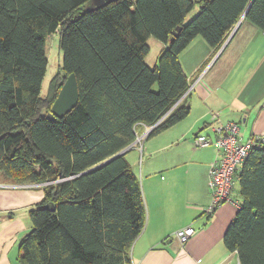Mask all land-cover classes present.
Masks as SVG:
<instances>
[{"label": "trees", "instance_id": "trees-1", "mask_svg": "<svg viewBox=\"0 0 264 264\" xmlns=\"http://www.w3.org/2000/svg\"><path fill=\"white\" fill-rule=\"evenodd\" d=\"M92 1L0 0V176L44 191L19 264H134L146 206L127 152L117 154L147 129L153 136L188 116L191 81L180 53L196 37L217 50L243 15L232 37L244 22L264 31V0ZM55 32L63 64L43 94ZM152 36L165 47L150 66ZM72 73L77 105L48 118ZM237 175L241 204L224 242L241 264H264V142Z\"/></svg>", "mask_w": 264, "mask_h": 264}, {"label": "crops", "instance_id": "crops-1", "mask_svg": "<svg viewBox=\"0 0 264 264\" xmlns=\"http://www.w3.org/2000/svg\"><path fill=\"white\" fill-rule=\"evenodd\" d=\"M247 25V35L226 58H221L226 53L223 45L209 50L199 36L180 53L192 86L186 97L190 113L126 151L146 206L144 229L131 249L134 264H241L238 252L224 242L240 205L227 201L211 214L206 208L211 203L210 165L220 156L211 125L234 121L243 141L264 138V53L260 58H240L249 48L248 39L252 42L264 31ZM203 48L211 55L201 58ZM218 51L219 58H213ZM213 113L218 114L216 121ZM202 134L212 143L196 147L194 138ZM12 185L0 180V264L18 263L19 243L33 226L30 211L29 221L14 212L34 203L36 184ZM231 197L241 204L237 174ZM189 226L195 232L182 244L176 233Z\"/></svg>", "mask_w": 264, "mask_h": 264}, {"label": "built area", "instance_id": "built-area-1", "mask_svg": "<svg viewBox=\"0 0 264 264\" xmlns=\"http://www.w3.org/2000/svg\"><path fill=\"white\" fill-rule=\"evenodd\" d=\"M192 87V86H191ZM218 114H212V120L216 121ZM217 138L215 143L218 146L220 156L210 165V190L211 203L206 208L208 213H214L216 209L227 201H233L238 206V201H234L231 197V192L235 184V176L238 169L245 162L254 147H260L263 142V137H252L243 141L239 135V125L237 122L228 121L225 123H216L211 125ZM150 132V128L138 136L136 143H142ZM196 147L210 145L212 140L207 135H197L194 138ZM195 230L189 226L178 230L176 235L184 244Z\"/></svg>", "mask_w": 264, "mask_h": 264}, {"label": "rangeland", "instance_id": "rangeland-1", "mask_svg": "<svg viewBox=\"0 0 264 264\" xmlns=\"http://www.w3.org/2000/svg\"><path fill=\"white\" fill-rule=\"evenodd\" d=\"M91 5H96V1L93 0ZM87 7L88 6L86 5L85 9H87ZM198 11H199V8H198V6H196L188 14V16L186 18V22L190 21L197 14ZM247 24H250V23L244 22V24L242 25L240 30L236 33V35L234 37L230 38L227 42L225 41L223 46L225 45L224 49L226 48L225 49L226 53L222 54L221 58H226L228 56V54L231 52V50L235 49V47L241 41V39L244 38L245 35H247V34H245L246 33L245 31L248 28ZM258 32H262V31H258ZM249 34L251 36H253L252 31H250ZM199 38H202L206 42L209 50L213 51L215 49L202 36H199ZM148 44L150 46V51L146 57V62L148 65L153 66L156 62V59H157L159 53L165 47V44L163 41L155 38L154 36L149 38ZM247 45L249 47L248 50H246V52L240 58H260L264 53V36L262 35V33H259L258 36H255V39L252 42H251V39H248V43L246 44V46ZM46 52H47V56H48V67H47V72H46V75L44 77L43 84H42L43 94H46L48 92L49 84H50L53 76L61 69L62 64H63V51L60 47V34H59V32H55L48 37V40L46 43ZM211 53L209 54L203 48L202 50L200 49L199 55H201V58H202V57H207L208 54L210 56ZM220 53L221 52H219V51H218V54L216 52L214 54L213 58H219L218 56L220 55ZM0 180L7 182L4 179V177H2V176H0ZM26 185H29V184H15V183H13L12 186L19 187V186H26ZM34 185L35 184H33V186ZM35 186H34V189L32 191L33 197L35 198L34 203H32L31 206H29L25 209L24 208H16L15 212H14L17 216L22 215L23 218L25 217L27 219V221H29V218H30L29 217V211L37 208L38 203L41 201V199L44 196V191H43L42 185L37 186V187H35ZM35 188H38V189H35ZM25 212H27V213L25 214ZM17 264H19V263H17Z\"/></svg>", "mask_w": 264, "mask_h": 264}, {"label": "water", "instance_id": "water-1", "mask_svg": "<svg viewBox=\"0 0 264 264\" xmlns=\"http://www.w3.org/2000/svg\"><path fill=\"white\" fill-rule=\"evenodd\" d=\"M96 6H104L107 3H110L114 0H95ZM244 18V15L241 17L240 21L226 40V42L232 38V36L235 34L236 30L240 26L242 20ZM181 27H178V30H180ZM177 35V31L174 32L173 37L171 40L174 39V37ZM225 46V45H224ZM224 46H222L224 48ZM222 48V49H223ZM79 101V89H78V80L74 73L70 74L64 84L62 85L54 103L52 106V110L48 113V118L50 119H56L58 117H63L65 114L70 112L78 103ZM129 148H126L119 152V154L125 153ZM53 207L52 205H48Z\"/></svg>", "mask_w": 264, "mask_h": 264}]
</instances>
